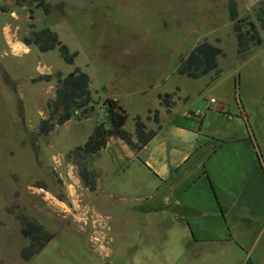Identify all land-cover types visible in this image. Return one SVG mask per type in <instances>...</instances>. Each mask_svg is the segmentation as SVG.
Returning <instances> with one entry per match:
<instances>
[{
	"label": "rangeland",
	"instance_id": "1",
	"mask_svg": "<svg viewBox=\"0 0 264 264\" xmlns=\"http://www.w3.org/2000/svg\"><path fill=\"white\" fill-rule=\"evenodd\" d=\"M228 1L46 0L52 10L46 15L36 4L0 0V264H167L155 259L163 257L168 231L155 214L144 212L155 199L141 196L152 191V178L135 165L124 169L125 154L106 149L90 159L100 176L97 190L90 191L68 154L106 121L107 99L120 100L129 113L126 129L133 131L134 117L147 120L148 109L159 108L158 94L177 86L182 93L174 114H163L164 123L221 103L232 112L243 106L264 146V41L238 54ZM237 1L240 16L261 26L264 0ZM45 27L79 52L74 64L58 49L43 53L25 43ZM261 34L264 40V28ZM205 39L223 49L221 75L192 79L178 73L181 58ZM77 67L91 77L94 114L81 119L77 112L41 136L38 126L56 96L57 74ZM45 74L52 81H35ZM206 129L214 131L215 123L210 120ZM25 218L55 234L29 261L21 256L29 244L21 232Z\"/></svg>",
	"mask_w": 264,
	"mask_h": 264
},
{
	"label": "crops",
	"instance_id": "2",
	"mask_svg": "<svg viewBox=\"0 0 264 264\" xmlns=\"http://www.w3.org/2000/svg\"><path fill=\"white\" fill-rule=\"evenodd\" d=\"M177 87L175 100L182 93ZM176 107L168 113L159 100L162 127L139 152L118 139L106 148L125 154L124 169L135 165L153 180L152 191L141 195L155 199L144 212L168 231L163 257L155 260L264 264V146L247 124L248 113L221 103L164 123L163 114L172 116ZM210 120L214 131L206 129ZM146 124L157 129L152 120Z\"/></svg>",
	"mask_w": 264,
	"mask_h": 264
},
{
	"label": "trees",
	"instance_id": "3",
	"mask_svg": "<svg viewBox=\"0 0 264 264\" xmlns=\"http://www.w3.org/2000/svg\"><path fill=\"white\" fill-rule=\"evenodd\" d=\"M18 5L36 4L37 8H43L46 15L51 14V5L46 0H11ZM229 17L232 22L233 31L237 37V52L239 55H245L254 46L263 43L261 28H264V6L258 13V20L261 26L250 17H241L237 0L228 1ZM34 10L31 9V17L34 16ZM27 45H35L43 52H49L55 49L67 64H74L78 51H71L65 44L59 34L45 27L40 30H34L24 39ZM221 37H217L216 42L220 43ZM223 49L205 39L199 42L194 49L181 58L178 67V73L186 75L192 79H199L210 73L219 77L222 69L219 66V56ZM53 79L52 74L41 75L35 81L44 80L50 82ZM180 87H177V91ZM176 92L159 93L158 98L161 105L168 113H171L177 105L175 100ZM188 97L185 99L187 100ZM106 121L98 123L92 134L84 145L77 146L68 154L79 170L80 178L83 184L90 190L96 191L98 188L99 174L90 166V159L97 153L107 148L109 142L113 139L121 140L133 152H139L143 149L161 129L160 110L158 108L148 110L147 120H152L157 124V129H150L146 120L141 114L134 117L135 133L126 129L129 113L121 104L120 100L109 98L104 103ZM96 109V102L91 90V77L81 67H77L73 72L65 75L62 72L57 74L56 96L48 103L49 114L47 118L41 120L38 126V133L41 136H48L57 126H62L69 122L77 112H80L81 119L92 117ZM22 235L29 239V244L21 250V256L25 261L31 260L39 253L55 234L45 228V226L35 219L25 218L22 223Z\"/></svg>",
	"mask_w": 264,
	"mask_h": 264
},
{
	"label": "built area",
	"instance_id": "4",
	"mask_svg": "<svg viewBox=\"0 0 264 264\" xmlns=\"http://www.w3.org/2000/svg\"><path fill=\"white\" fill-rule=\"evenodd\" d=\"M210 102H211L212 104H215V103L217 102V99L214 98V97H212L211 100H210Z\"/></svg>",
	"mask_w": 264,
	"mask_h": 264
}]
</instances>
